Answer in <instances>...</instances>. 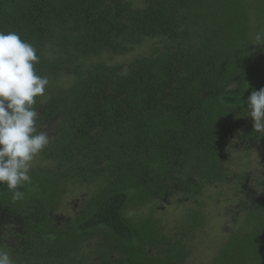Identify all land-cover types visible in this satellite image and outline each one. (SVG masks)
Returning a JSON list of instances; mask_svg holds the SVG:
<instances>
[{
    "label": "trees",
    "instance_id": "16d2710c",
    "mask_svg": "<svg viewBox=\"0 0 264 264\" xmlns=\"http://www.w3.org/2000/svg\"><path fill=\"white\" fill-rule=\"evenodd\" d=\"M0 31L49 79L32 183L15 202L0 185L15 264H183L229 191L248 199L209 264H264V136L243 110L264 88V0H0ZM255 154L258 173L235 169ZM171 202L191 208L168 230L155 211Z\"/></svg>",
    "mask_w": 264,
    "mask_h": 264
},
{
    "label": "clouds",
    "instance_id": "9594fccd",
    "mask_svg": "<svg viewBox=\"0 0 264 264\" xmlns=\"http://www.w3.org/2000/svg\"><path fill=\"white\" fill-rule=\"evenodd\" d=\"M254 44H264V32H257ZM37 49L14 31H0V185L19 201L17 189L32 183L31 162L49 144V135L38 127L40 113L35 105L49 85L38 75ZM253 122V131L264 136V88L252 90L243 107ZM0 264H15L11 253L0 248Z\"/></svg>",
    "mask_w": 264,
    "mask_h": 264
},
{
    "label": "rangeland",
    "instance_id": "374dc122",
    "mask_svg": "<svg viewBox=\"0 0 264 264\" xmlns=\"http://www.w3.org/2000/svg\"><path fill=\"white\" fill-rule=\"evenodd\" d=\"M128 58L130 57L127 55H121L115 57L114 61L123 63L126 62ZM256 156H258V154L253 155L250 159H242L239 165L235 166V169L238 171L242 170L243 165L247 164L244 168L248 173H258L260 166L258 167L256 165ZM32 164L34 163L31 162L30 165ZM253 187L254 185L251 183L248 188L253 190ZM82 194V191L77 188L76 190H70L69 195L65 198L64 205L60 209V213L62 215L66 214L67 216L72 215V205ZM215 196H217V194H215ZM232 196L233 191H229L227 196L220 197L218 201H208L211 206L208 209L209 221L207 222V228L204 233H200L190 242L188 248L190 250V255L183 264H209L216 248L225 240L226 232L238 226V224H234L238 221L235 214L237 211L236 207L241 200L248 199V196L245 191L239 194L238 197ZM187 207L189 208L190 205L186 202L181 205L171 202L159 206L155 211V216L159 218L160 225H163L169 230L174 225L173 221L182 220Z\"/></svg>",
    "mask_w": 264,
    "mask_h": 264
}]
</instances>
